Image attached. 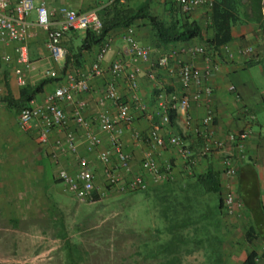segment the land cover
<instances>
[{
	"label": "crops",
	"instance_id": "obj_1",
	"mask_svg": "<svg viewBox=\"0 0 264 264\" xmlns=\"http://www.w3.org/2000/svg\"><path fill=\"white\" fill-rule=\"evenodd\" d=\"M206 1V4L210 2ZM241 2L242 15L231 28L232 39L219 47L220 52L208 64L202 55L179 57L180 60L193 62L202 72L207 65L210 66L207 83L212 88V93L200 102L190 101L187 110L191 118L189 127H184L180 114H175L173 124H162L157 113L158 95L161 92L180 91L181 85L177 78L156 69V79L152 80L148 78L147 73L160 53L184 45H201L203 40L199 38L189 42L162 44L156 41L147 18L136 20L129 25L134 29V37L140 44L152 48V54L151 62H133L125 41L126 29L129 26L112 28L101 43L81 51L79 48L84 42L85 32H66L62 44L70 56L67 68L78 74L87 73L105 39L110 41V47L101 62L102 75L89 77L87 92L76 93L73 102L61 104L70 118L68 126L51 131L47 143L39 140V127L35 121L28 130L20 129L18 114L21 107L26 105L25 101L29 96L32 95V98L41 103L48 93L63 82L61 71L64 64L52 60L46 47L45 32L33 23L25 41L29 61L27 65L17 62L15 43L0 44V256L8 253V233L24 230L27 226L25 223L44 217L47 204L55 207L56 201L52 195L60 194L59 189L63 188L74 197L57 178L60 167L70 171L77 167L76 155L55 145L56 140L63 142L67 132L75 135L77 156L88 160L98 177V182H102L103 165L97 158V149L108 146L107 135L99 132L102 138L101 146L87 150L83 129L73 121V111L76 101L85 100L83 115L92 122L94 129L95 117L100 109L115 114L114 104L104 100L105 86L109 81H114L121 99L132 104L125 73L114 76L110 70L111 63L121 58L126 64V71L138 68V94L146 104L145 112H140L132 105L134 121L128 128L123 126L120 135L124 150L131 156L132 169L134 172L141 171V161L147 154H151L161 165L172 166L171 180L151 185L148 189L170 187L184 190L198 187L201 184L192 179L195 175L204 174L208 168L218 175L220 189H223L225 177L221 155L199 159L187 169L182 157L166 143L170 134L179 133L184 135L190 147H195L198 140L194 128L204 117L207 107L213 110V129L220 138H224L231 131H249L244 141V157L235 161L237 175L232 180V188L245 207L244 217L248 221L244 233L248 247L235 264H241L251 251L257 254L256 264H264V45L259 40L261 23L248 18L250 10L247 0ZM110 4L109 0H47L53 20L58 19L57 9L60 6L79 11L97 8L99 16L106 19L112 15L104 10ZM206 4L188 13L189 20L205 24L209 18ZM118 6L134 10L144 8L166 20L173 15L175 7L172 0H119ZM34 17L32 12L28 19L33 21ZM207 37L209 34L204 33L203 39ZM245 47H251L252 52L244 55L242 50ZM4 54L10 56L9 62L2 60L1 55ZM50 69L57 71V78H49L46 75V71ZM42 81L41 88L33 92ZM231 84L234 85L235 92L228 89ZM194 90L195 87H190V91ZM154 126L159 128L158 133L164 139L163 146H153L148 140L134 137L136 132L147 136ZM183 196L189 197L185 192Z\"/></svg>",
	"mask_w": 264,
	"mask_h": 264
},
{
	"label": "built area",
	"instance_id": "obj_2",
	"mask_svg": "<svg viewBox=\"0 0 264 264\" xmlns=\"http://www.w3.org/2000/svg\"><path fill=\"white\" fill-rule=\"evenodd\" d=\"M115 0H109L112 3ZM182 12L190 13L195 8L207 3L206 0H173ZM35 14L33 21L28 19L31 13ZM58 19L53 20L47 6V0H0V44L6 45L15 43L14 52L17 55V62L27 65L28 52L25 45L29 28L33 24L41 28L46 34V47L52 60L64 64L67 51L62 44L66 32L69 31H92L99 33L103 23L99 16L98 9L92 8L79 11L71 7L60 6L57 9ZM259 40L264 45V17L259 30ZM125 41L127 50L133 62H151L152 48L140 44L134 37V29L129 26L126 29ZM110 47V41L105 39L86 74H78L67 68L63 71L60 83L52 92L48 93L43 102H37L30 98L18 114V125L22 130H28L35 121L39 127V140L48 142V137L54 129H65L68 126L69 116L62 107L63 102L74 101L76 93H83L89 90V77L101 76L103 70L101 62L106 51ZM252 52L251 47L242 50L244 55ZM218 52L207 50L204 45H184L171 48L162 52L152 62V68L147 73L149 79H156V69L165 71L168 75L176 77L181 85L180 91L169 93L161 92L158 95L157 109L162 124H169L170 110L182 116L184 127L191 126V118L187 113L190 101L200 102L205 96L212 93V88L207 83V76L210 66H206L202 72L193 62L180 60L181 55L194 57L202 55L205 62L217 55ZM5 62L10 61L7 54L1 55ZM64 66V65H63ZM111 73L119 76L125 73V79L131 91V102L121 99L114 81H109L105 86L104 100L111 101L116 113L111 114L105 109H100L95 117V128L92 122L83 115L86 101L80 99L75 102L73 121L83 129L87 150H94L101 146L102 138L99 132L105 133L108 138V146L97 149V158L102 163V182H98L94 170L85 157L77 156V144L75 135L67 132L63 142L56 140L55 145L66 148L70 153L76 155L77 167L70 171L60 167L57 171V178L66 189L79 201H89L92 196L101 195L102 188L107 186L122 185L127 190H146L151 185H157L172 179V166L161 165L158 161L147 154L141 161V171L134 172L131 165V156L124 150L120 139L122 127L127 128L134 121L132 105L140 112L146 111V104L138 94L139 82L138 68L126 71V64L121 58L115 59L110 66ZM49 78H57L58 73L54 69L46 71ZM195 87L190 91V87ZM228 89L235 92L234 85ZM101 104H103L101 102ZM214 113L207 107L204 117L198 126L194 128L197 138V145L190 147L185 141L183 134H170L166 143L173 147L184 160L188 169L199 159L207 158L215 154L221 155L222 172L225 177L222 205L226 212L233 213L237 207L242 205L241 199L232 188V180L237 175L235 161L244 157V141L249 135L248 130L228 132L224 138L215 134L213 129ZM158 127L154 126L147 136L134 133L136 139L148 140L153 146H163L164 139L158 133ZM264 250V247H262ZM257 260V259H256Z\"/></svg>",
	"mask_w": 264,
	"mask_h": 264
},
{
	"label": "rangeland",
	"instance_id": "obj_3",
	"mask_svg": "<svg viewBox=\"0 0 264 264\" xmlns=\"http://www.w3.org/2000/svg\"><path fill=\"white\" fill-rule=\"evenodd\" d=\"M59 190L44 217L8 233L0 264H235L248 247L245 207L226 212L218 202L224 189L120 184L92 201Z\"/></svg>",
	"mask_w": 264,
	"mask_h": 264
},
{
	"label": "trees",
	"instance_id": "obj_4",
	"mask_svg": "<svg viewBox=\"0 0 264 264\" xmlns=\"http://www.w3.org/2000/svg\"><path fill=\"white\" fill-rule=\"evenodd\" d=\"M172 2L175 6L174 13L170 16V19L166 20L159 14H152L144 8L136 10L121 8L118 6L119 0L113 1L104 9L105 11L112 13V15L106 19L100 17L103 26L98 34L92 31L85 32L86 35L84 42L80 46L79 51L90 49L93 44L101 43L107 33L114 27H127L133 24L136 20L147 18L153 35L159 43L169 44L189 42L192 39L199 38L203 40L201 45H204L207 50H213L219 53V47L228 43L232 39L231 28L242 15L240 11V8L243 6L241 0H210V2L205 5L208 8L207 12L209 13V18L205 24H202L196 20H189L188 13L182 12L180 7L173 0ZM247 6L250 10L248 18L259 21L261 23L260 26H262V18L264 17V0H247ZM204 33H208L209 37L203 39ZM69 61L70 56L66 55L63 71L67 69ZM42 84L43 81L33 89V92L38 91ZM30 98H32V95L26 99L25 103H27ZM169 115V124H173L175 112L170 110ZM194 179L196 182L200 183L205 190L220 194L221 184L219 177L210 168H208L204 174L195 175ZM96 197L97 195L94 194L92 199H96ZM221 201L222 199L219 197V202ZM256 259L257 254L254 251H251L241 264H256Z\"/></svg>",
	"mask_w": 264,
	"mask_h": 264
}]
</instances>
